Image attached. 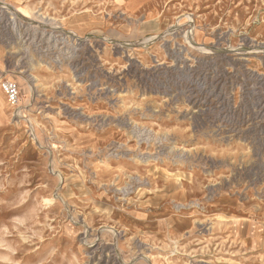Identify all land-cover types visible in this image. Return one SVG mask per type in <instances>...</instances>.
<instances>
[{"label":"rangeland","instance_id":"rangeland-1","mask_svg":"<svg viewBox=\"0 0 264 264\" xmlns=\"http://www.w3.org/2000/svg\"><path fill=\"white\" fill-rule=\"evenodd\" d=\"M0 264H264V0H0Z\"/></svg>","mask_w":264,"mask_h":264},{"label":"built area","instance_id":"built-area-1","mask_svg":"<svg viewBox=\"0 0 264 264\" xmlns=\"http://www.w3.org/2000/svg\"><path fill=\"white\" fill-rule=\"evenodd\" d=\"M2 89L11 105H15L19 101L18 87L13 81L5 80L2 83Z\"/></svg>","mask_w":264,"mask_h":264}]
</instances>
